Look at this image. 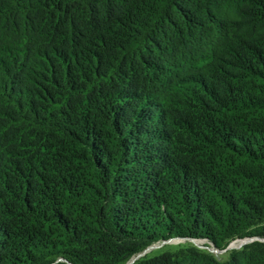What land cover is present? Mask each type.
I'll return each instance as SVG.
<instances>
[{
    "label": "trees",
    "instance_id": "trees-1",
    "mask_svg": "<svg viewBox=\"0 0 264 264\" xmlns=\"http://www.w3.org/2000/svg\"><path fill=\"white\" fill-rule=\"evenodd\" d=\"M264 264V0H0V264Z\"/></svg>",
    "mask_w": 264,
    "mask_h": 264
},
{
    "label": "rangeland",
    "instance_id": "rangeland-1",
    "mask_svg": "<svg viewBox=\"0 0 264 264\" xmlns=\"http://www.w3.org/2000/svg\"><path fill=\"white\" fill-rule=\"evenodd\" d=\"M192 244H195L197 246L199 245V246H201V248H206V249H208L207 247H210V246H206L207 244H206L205 240L196 241V240L173 239V240H170L169 242L157 243L156 244L157 246H155L154 249L148 251L147 252L148 254L147 253H145V254H147V256H154V255L160 254L161 252L166 251V250H176L180 247L189 246ZM220 256L226 257L227 253L220 254Z\"/></svg>",
    "mask_w": 264,
    "mask_h": 264
},
{
    "label": "built area",
    "instance_id": "built-area-1",
    "mask_svg": "<svg viewBox=\"0 0 264 264\" xmlns=\"http://www.w3.org/2000/svg\"><path fill=\"white\" fill-rule=\"evenodd\" d=\"M252 240H254V239H252V238L236 239V240H233L232 242H230L229 245H228L226 248H224V249H216V248L211 247V246H210V247H207V248H208L211 252L220 255V254L226 253V252H228V251H230V250H233V249H239V248H241L242 246H244L245 244L251 242ZM196 241H199V240H196ZM159 243H160V242H159ZM163 243H165V242H163ZM156 244H157V243L151 245V246H153V247L149 246V247H151L150 250L154 249L155 246H157ZM198 246H199V245H198ZM149 247H148V248H149ZM199 247H201V246H199Z\"/></svg>",
    "mask_w": 264,
    "mask_h": 264
},
{
    "label": "water",
    "instance_id": "water-1",
    "mask_svg": "<svg viewBox=\"0 0 264 264\" xmlns=\"http://www.w3.org/2000/svg\"><path fill=\"white\" fill-rule=\"evenodd\" d=\"M170 240H167V241H164V242H169ZM151 247H153V246H151ZM151 247H149V248H147L144 252H142V253H140L138 256H136V257H134L129 263H127V264H131V263H133L137 258H139L140 256H142V255H144L145 253H147L148 251H150V248ZM218 255V257L220 256L219 254H217Z\"/></svg>",
    "mask_w": 264,
    "mask_h": 264
},
{
    "label": "bare ground",
    "instance_id": "bare-ground-1",
    "mask_svg": "<svg viewBox=\"0 0 264 264\" xmlns=\"http://www.w3.org/2000/svg\"><path fill=\"white\" fill-rule=\"evenodd\" d=\"M203 242V241H202Z\"/></svg>",
    "mask_w": 264,
    "mask_h": 264
}]
</instances>
